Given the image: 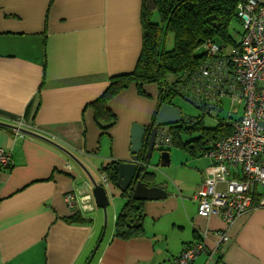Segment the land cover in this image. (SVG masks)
<instances>
[{"label": "crops", "instance_id": "1", "mask_svg": "<svg viewBox=\"0 0 264 264\" xmlns=\"http://www.w3.org/2000/svg\"><path fill=\"white\" fill-rule=\"evenodd\" d=\"M141 9L142 0H0V146L14 159L0 172V264H88L102 235L90 264H170L216 229L229 240L194 264H264V207L228 227L200 216L197 190L211 159L178 145L183 155L166 148L169 176L149 168L167 196L143 200L132 236L116 233L127 198L112 182L107 209L71 221L66 194L93 188L104 165L130 159L133 124L149 125L159 105L158 86L141 94L132 82L108 101L117 119L107 130L93 106L113 77L136 68ZM206 243L215 245L211 236Z\"/></svg>", "mask_w": 264, "mask_h": 264}, {"label": "built area", "instance_id": "2", "mask_svg": "<svg viewBox=\"0 0 264 264\" xmlns=\"http://www.w3.org/2000/svg\"><path fill=\"white\" fill-rule=\"evenodd\" d=\"M237 8L243 31L231 51H225L226 43L206 41L199 48L205 53L204 61L193 70H184L174 86L176 95L206 113L224 107V98L231 99V132L206 151L211 164L197 190L198 214L218 216L227 227L249 211L264 207V0H244ZM21 127L22 123L16 124L14 131L22 133ZM173 142L171 127L160 126L154 148L164 150ZM13 164L11 150L0 146V172ZM100 184L110 187L106 174ZM92 189L85 183L69 191L65 200L70 210L82 215L94 211L97 204ZM210 236L213 248L206 243ZM203 237L170 264H194L204 252L213 257L230 238L226 229H216L211 235L205 231Z\"/></svg>", "mask_w": 264, "mask_h": 264}, {"label": "trees", "instance_id": "3", "mask_svg": "<svg viewBox=\"0 0 264 264\" xmlns=\"http://www.w3.org/2000/svg\"><path fill=\"white\" fill-rule=\"evenodd\" d=\"M242 1L244 0H142L143 48L136 68L132 72L113 77L106 91L93 102L97 121L103 129L110 128L117 119L109 108L108 101L132 82L141 94L146 93L145 84L157 83L159 105L165 102L175 104L176 79L180 78L179 75L184 70H193L204 61L205 53L199 50L203 43L208 40L236 43L230 27L234 20L241 21L237 7ZM169 33L173 34L174 45L167 49L165 41ZM196 119L189 118L183 120L182 124L172 126L173 145L188 149L194 156H202L212 148V142L230 134L231 123L219 122L215 127L206 128L203 126L202 115ZM194 130L203 133L197 138L184 140L182 133H192ZM117 163L118 161H113L102 168L112 183L117 177ZM145 180L150 185L155 183V173L147 172ZM124 196L127 200L117 216L116 233L127 238L134 234L130 227H135L139 222L136 223V220L139 219L143 200L134 199L129 191L124 192ZM71 221L85 222L86 217L75 212Z\"/></svg>", "mask_w": 264, "mask_h": 264}, {"label": "water", "instance_id": "4", "mask_svg": "<svg viewBox=\"0 0 264 264\" xmlns=\"http://www.w3.org/2000/svg\"><path fill=\"white\" fill-rule=\"evenodd\" d=\"M183 120L182 108L165 102L159 105L149 125L134 123L131 132V157L128 160H120L116 164L117 177L114 183H112L113 187L123 193L126 191L132 192V197L136 200H154L166 197L167 191L161 183L156 181V175L155 183L151 185L145 180V175L149 172V168L154 166L152 162L156 154L159 155L157 165L170 163V153L168 150L154 148L159 127L164 125L175 126ZM22 131L25 130L22 129ZM32 134L41 136L36 133ZM41 138L49 140L43 136ZM109 188L98 183L95 179L93 180V195L97 206L102 209H107L111 200L116 195ZM102 239L103 235L96 244L88 260V264L92 262Z\"/></svg>", "mask_w": 264, "mask_h": 264}, {"label": "rangeland", "instance_id": "5", "mask_svg": "<svg viewBox=\"0 0 264 264\" xmlns=\"http://www.w3.org/2000/svg\"><path fill=\"white\" fill-rule=\"evenodd\" d=\"M230 31H231V34L234 36L235 41L238 42L240 37H241L242 31H243L242 22L240 20H234L231 24ZM173 39H174V37H173L172 33H169L166 35L165 47L167 49H170L173 47V45H174ZM232 44L233 43H228V44L226 43V45H228V47L225 50L226 52L231 51ZM148 84H155L156 86H158L157 83H147L144 85V89L147 87ZM158 89H159V86H158ZM145 92H147V91L145 90ZM147 96H148V94H147ZM174 102H175V104L179 105L182 108L184 120H187L189 118H196L200 115H203V126H205L206 128L215 127V126H217V124L220 121H223L224 123L230 122V120H231L230 115H231V112H233V108H234L231 105V99L230 98H224L223 110H220V111L215 110L212 113L204 112L201 108H198L195 104H193L192 102L186 100L185 98H183L182 96H179V95H177L174 98ZM240 110H241V108H240ZM183 122L184 121H182L180 124H182ZM202 133L203 132H201L200 130H194L192 133H182V136H183L184 140H190V139H194V138L199 137V135H201ZM207 138H208V135H207L206 139ZM176 146L177 145H174L172 148L173 149L179 148L178 146L177 147ZM178 150L181 151L180 148ZM182 153H184V152L181 151L180 154L183 155ZM158 157H159V155L156 154L154 159H153V162H152L154 166L151 168H153V170H155V172L157 173V177L161 178V177H163L162 176L163 172L168 175L169 174L168 172L173 171V169H169L167 166L157 165ZM176 157L178 158L179 155H176ZM191 162H193V160ZM109 189H111V188H109ZM97 209L99 210L101 208L98 207ZM92 214L93 213L91 212V215Z\"/></svg>", "mask_w": 264, "mask_h": 264}, {"label": "bare ground", "instance_id": "6", "mask_svg": "<svg viewBox=\"0 0 264 264\" xmlns=\"http://www.w3.org/2000/svg\"><path fill=\"white\" fill-rule=\"evenodd\" d=\"M169 126V125H168ZM172 128V126H170Z\"/></svg>", "mask_w": 264, "mask_h": 264}]
</instances>
